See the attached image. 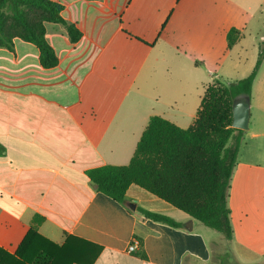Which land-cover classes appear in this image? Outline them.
Instances as JSON below:
<instances>
[{
    "label": "crops",
    "instance_id": "0c3cea01",
    "mask_svg": "<svg viewBox=\"0 0 264 264\" xmlns=\"http://www.w3.org/2000/svg\"><path fill=\"white\" fill-rule=\"evenodd\" d=\"M51 1L82 34L70 43L62 26L45 24L58 65L43 69L24 41L0 52L11 66L7 77L14 66L22 70L21 85L0 89V249L13 255L34 228L57 246L68 237L99 246L93 264H264V60L249 96H239L248 98L249 119L227 192L230 241L136 185L121 204L86 176L127 165L151 116L188 128L159 108L156 68L168 69L190 34L213 39L235 28V47L250 24L264 47V0ZM240 11L249 23L238 21ZM137 208L180 227L145 219ZM134 237L140 244L129 254Z\"/></svg>",
    "mask_w": 264,
    "mask_h": 264
},
{
    "label": "trees",
    "instance_id": "16d2710c",
    "mask_svg": "<svg viewBox=\"0 0 264 264\" xmlns=\"http://www.w3.org/2000/svg\"><path fill=\"white\" fill-rule=\"evenodd\" d=\"M62 11L63 6L51 0H0V49L13 53V41L18 39L36 47L43 69L56 67L58 58L46 40L45 24L62 26L70 43L82 36L75 24L64 20ZM240 36L239 30L231 28L226 34L227 48ZM262 60L264 47L259 48L245 78L231 84L213 79L188 128L151 116L127 165H105L86 172L95 190L124 204L127 189L136 185L230 241L227 192L244 133L231 127L232 105L237 97L249 96ZM136 211L145 219L180 227L165 215L142 208ZM100 250L75 237L57 246L31 228L13 255L0 249V264H93Z\"/></svg>",
    "mask_w": 264,
    "mask_h": 264
},
{
    "label": "rangeland",
    "instance_id": "374dc122",
    "mask_svg": "<svg viewBox=\"0 0 264 264\" xmlns=\"http://www.w3.org/2000/svg\"><path fill=\"white\" fill-rule=\"evenodd\" d=\"M240 14L242 18L238 21L249 23L248 16H245L243 11H240ZM247 27L248 29L243 31L245 39L242 44L231 50L226 47L225 28L216 32L213 39L206 34L196 33L194 36L190 34V38L188 37L185 41L179 40L183 45L179 47L180 55L172 57V65H169L168 69L159 65L154 74L156 94L159 93V108L166 118L179 117L178 123L188 127L192 121L191 117L195 115L199 107L205 87L213 79H219L224 84H231L250 74L260 45L258 48L259 33L250 24H247ZM20 43L24 44L17 39L13 41L14 51ZM0 52L9 51L1 48ZM10 67L5 59H0V89L17 88L22 83L16 75L21 74L22 70H19L17 66H14L15 74L6 76L10 72L8 70ZM149 74L147 72L145 76ZM220 254L223 258L224 252ZM218 261L217 258V263Z\"/></svg>",
    "mask_w": 264,
    "mask_h": 264
},
{
    "label": "water",
    "instance_id": "95a60500",
    "mask_svg": "<svg viewBox=\"0 0 264 264\" xmlns=\"http://www.w3.org/2000/svg\"><path fill=\"white\" fill-rule=\"evenodd\" d=\"M249 104L248 98L237 97L232 105V123L231 127L242 131L248 128L249 119ZM131 211L134 210V205L129 206Z\"/></svg>",
    "mask_w": 264,
    "mask_h": 264
},
{
    "label": "built area",
    "instance_id": "2783aa9c",
    "mask_svg": "<svg viewBox=\"0 0 264 264\" xmlns=\"http://www.w3.org/2000/svg\"><path fill=\"white\" fill-rule=\"evenodd\" d=\"M140 241L137 238H132L127 246V253L132 254L135 253L137 247L139 246Z\"/></svg>",
    "mask_w": 264,
    "mask_h": 264
}]
</instances>
